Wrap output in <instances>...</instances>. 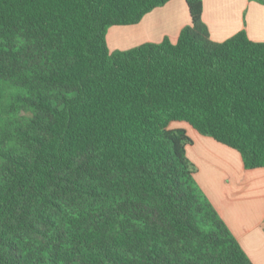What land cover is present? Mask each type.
<instances>
[{
	"label": "trees",
	"instance_id": "obj_1",
	"mask_svg": "<svg viewBox=\"0 0 264 264\" xmlns=\"http://www.w3.org/2000/svg\"><path fill=\"white\" fill-rule=\"evenodd\" d=\"M169 1L0 0V264H252L171 125L264 169V42L185 0L176 43L109 51Z\"/></svg>",
	"mask_w": 264,
	"mask_h": 264
},
{
	"label": "crops",
	"instance_id": "obj_2",
	"mask_svg": "<svg viewBox=\"0 0 264 264\" xmlns=\"http://www.w3.org/2000/svg\"><path fill=\"white\" fill-rule=\"evenodd\" d=\"M202 21L213 42L241 31L253 42H264V2L202 0ZM189 24L185 0H170L135 25L110 27L107 47L124 51L165 38L174 44ZM190 135L186 156L196 168V184L251 263L264 264V169L247 170L236 151L198 133Z\"/></svg>",
	"mask_w": 264,
	"mask_h": 264
},
{
	"label": "rangeland",
	"instance_id": "obj_3",
	"mask_svg": "<svg viewBox=\"0 0 264 264\" xmlns=\"http://www.w3.org/2000/svg\"><path fill=\"white\" fill-rule=\"evenodd\" d=\"M110 29V28H109ZM171 127L172 128H184V129H186V131H188L190 134H193V133H195V134H197L193 129H191L188 125H186V124H184V123H173L172 125H171ZM189 134V135H190ZM188 135V136H189ZM189 137H191V135L189 136ZM0 165H1V161H0ZM195 167V166H194ZM196 169V168H195ZM197 185V184H196ZM198 186V185H197ZM199 188V187H198ZM200 189V188H199ZM202 194H203V196L206 198V196H205V194H204V192H202ZM207 199V198H206Z\"/></svg>",
	"mask_w": 264,
	"mask_h": 264
}]
</instances>
